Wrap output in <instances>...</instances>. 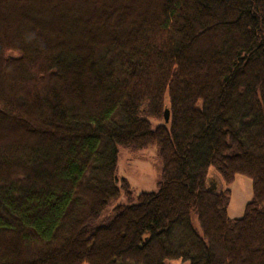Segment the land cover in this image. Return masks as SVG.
Returning <instances> with one entry per match:
<instances>
[{"label":"trees","instance_id":"obj_1","mask_svg":"<svg viewBox=\"0 0 264 264\" xmlns=\"http://www.w3.org/2000/svg\"><path fill=\"white\" fill-rule=\"evenodd\" d=\"M150 145L159 191L98 224ZM174 260L264 264V0H0V264Z\"/></svg>","mask_w":264,"mask_h":264},{"label":"rangeland","instance_id":"obj_2","mask_svg":"<svg viewBox=\"0 0 264 264\" xmlns=\"http://www.w3.org/2000/svg\"><path fill=\"white\" fill-rule=\"evenodd\" d=\"M152 128L156 129L163 124L162 120H151ZM169 128V123L165 124ZM163 161L157 145H150L140 151L132 152L125 148H118L117 158V186L120 196L112 200L98 220L101 223L109 217L114 208L122 205L136 204L138 197L143 193H157L159 182L162 179ZM210 178L221 184L222 190L231 192V200L227 209L228 218L241 219L246 206L253 200V180L247 176L236 174L231 184L224 182L215 168H210ZM127 184V189L123 187ZM197 226V219L194 218ZM167 264H189L182 260L168 261Z\"/></svg>","mask_w":264,"mask_h":264},{"label":"water","instance_id":"obj_3","mask_svg":"<svg viewBox=\"0 0 264 264\" xmlns=\"http://www.w3.org/2000/svg\"><path fill=\"white\" fill-rule=\"evenodd\" d=\"M164 116H165V121L167 123L169 121V118H170V111L168 109L165 110Z\"/></svg>","mask_w":264,"mask_h":264}]
</instances>
